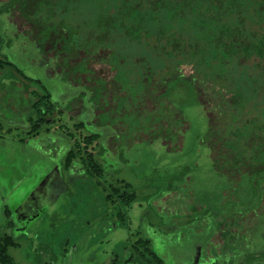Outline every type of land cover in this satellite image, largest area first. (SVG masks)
Wrapping results in <instances>:
<instances>
[{
    "label": "rangeland",
    "instance_id": "rangeland-1",
    "mask_svg": "<svg viewBox=\"0 0 264 264\" xmlns=\"http://www.w3.org/2000/svg\"><path fill=\"white\" fill-rule=\"evenodd\" d=\"M53 5L38 15L43 21L41 42L53 30L62 32L67 37H60L64 50L73 53L74 73H85L100 56L101 65L113 75L111 119L108 112L100 116L101 122L108 121L106 129L113 136L108 145L110 160L101 177L87 172L71 179L61 147L66 137L55 134L61 151L49 160L42 144L21 143L30 130L29 118L21 111L30 107V99L47 90L56 106H76L71 97L79 88L59 89L70 74L67 60L62 61L67 73L49 75L47 70L58 64V55L47 59L31 28L25 32L27 26L19 28L22 22L17 24L11 13L0 14V54L19 71L0 72V236H9L14 243L6 250L12 264H110L142 236L151 239L167 264H196L190 255L196 242L210 232L213 243L222 242V235L225 249L234 246L236 255L244 248L255 253L263 249L264 204L256 219L251 211L232 210L251 201L252 209L256 208L261 195L252 193L246 177L241 188H231L226 178L218 176L203 141L208 119L199 95L202 79L194 80L189 72L191 52L178 57L171 54L167 39H146L137 30L118 32L108 40V27L102 24L108 22V0H59ZM81 51L87 54L82 60ZM58 121L70 125L66 133L79 131L72 129L70 113ZM78 121L91 123L86 131H79L78 139L99 133L95 118L80 115ZM70 136L75 145V136ZM102 144L107 148V139ZM55 169L68 190L47 186ZM121 182L130 184L138 198L126 211L128 229L117 227L115 205L106 200L108 190ZM232 231L235 241L228 236ZM254 259L262 262L264 256L256 253Z\"/></svg>",
    "mask_w": 264,
    "mask_h": 264
},
{
    "label": "trees",
    "instance_id": "trees-1",
    "mask_svg": "<svg viewBox=\"0 0 264 264\" xmlns=\"http://www.w3.org/2000/svg\"><path fill=\"white\" fill-rule=\"evenodd\" d=\"M56 1L59 0H0V14L11 13L16 17L17 24L22 22L17 25L19 28H21L19 25L27 26L23 29L25 32L29 33L31 28L35 34L33 40L42 52H45V56L48 58L51 55H58L61 61L66 59L67 67L72 74L75 62L70 60V57L73 53L64 50L60 38L67 37L62 32L57 33L53 30L45 37L44 42L40 40V27L43 21H39L38 15L50 6L55 8L53 4ZM102 24L108 27V40L115 39V36L120 34L118 32L137 30L143 31L146 39L154 40L156 37L157 41L167 39L171 47L164 45L163 42L162 46L173 48L171 54L176 53L178 57L185 55V52H191L193 62L189 72L192 73L190 74L194 80L202 79L199 95L208 119V131L203 141L211 152L214 170L218 176L229 181L231 188L238 186L241 188L246 177L252 193L261 195L256 205L262 204L264 0H108V22L104 21ZM1 51L2 47L0 53ZM86 55L81 51L80 60ZM100 58L99 56L96 60L100 61ZM86 63L80 61V64L88 66ZM10 67L15 65L0 54V72ZM90 69H85V73L92 74ZM189 72H186L187 75L183 74L184 72L178 73L182 77H188ZM112 78L113 75L108 68V92L106 81L98 80L93 97L96 100L108 99V119H111L109 97L112 96L113 90L110 85V82H113ZM159 89L163 93L165 88L160 85ZM37 97L30 99V110L36 116V122L29 118L32 130L30 135L33 136H37L42 129L50 125L47 117L55 112L46 111L47 108L44 106L45 100L49 99L50 102L49 96ZM109 132L110 128L108 137L111 135ZM98 137L97 134H93L84 142L92 144ZM76 148L69 152L68 168L72 167V159L79 154ZM81 152L87 154L85 149ZM83 161L90 175L98 177L104 173L98 160L86 155ZM110 189L106 200L115 205L113 210L119 221L117 227L128 229L126 209L137 202V194L130 184L124 182ZM247 203L236 205L232 210L239 208L242 213L248 212L251 210L252 201L249 205ZM7 214L9 216V212ZM129 244L130 247L125 254L122 256L116 254L110 264H167L155 252L151 239L142 236ZM9 246H14L11 237L0 236V261L4 264H12L6 255ZM200 254L197 258L194 257L196 264H210L213 261L223 264L215 259L216 257L213 260H206V256ZM255 254L244 248L238 255H229L224 264H253L256 260ZM200 256L202 257L199 262Z\"/></svg>",
    "mask_w": 264,
    "mask_h": 264
},
{
    "label": "flooded vegetation",
    "instance_id": "flooded-vegetation-1",
    "mask_svg": "<svg viewBox=\"0 0 264 264\" xmlns=\"http://www.w3.org/2000/svg\"><path fill=\"white\" fill-rule=\"evenodd\" d=\"M49 58L51 59V57H48L47 59H49ZM43 63H45V62H43ZM62 63L63 62L61 61V58H58V64L54 63L55 68L54 69L53 68L48 69L47 73L49 75L54 76V77L56 75H61V74L67 73L68 69ZM98 66H99V68H98ZM60 67H64V69H62ZM88 68H91L90 71L93 72L92 73L93 75L91 73L86 74V73H74L73 72L72 74H69L66 81H64L58 87L59 89L64 88V89H68V90L71 89L74 91H77V88H79L78 94L75 95L76 97H73V96L71 97V100L73 102H76L75 103L76 106H71V107H66L65 105L56 106L52 102V95L50 92L45 90L44 93L41 94V96H49L50 97V102H49V99L44 101V106L47 108L46 111H52V110L55 111L52 116L49 115L47 117V121H50V125H48L44 129H42V131L37 136H33V135H30V133H32L31 132L32 130H31V126L29 124L30 130L27 133V138L22 139L23 141H21L22 144H28L31 141H34L37 144H42V145H40L42 148L41 151L43 150L44 157L49 160V159H54V156H56L57 154H60V151H61V149H59L57 147V143H58L57 138L58 137L55 134H60V135H63L64 137H66L67 143L64 142L63 146L61 145V147L64 148L62 151L64 153V169L67 170L68 172H71V174L69 175V177H71V179L80 177L82 173H85L86 176L88 175L85 163L83 161L86 155L89 158L91 157V158L101 162L103 169H104V165H107L108 160H110L109 159L110 155H108V153H109L108 152V145L111 144L110 140L112 139L113 136L110 135L108 137V129H106L107 128L106 125H107L108 121L101 122V119H100L101 114H103V113L105 114L106 112H108V99L102 100L99 98L98 100H96L94 98V100H92L93 97H95V89L94 88H95L96 84H94V82L104 79L106 81V87H107V92H108V77H107L108 71L106 72L105 70L107 68L103 67L101 65L100 61H98L96 59L93 62V64L91 66H89ZM9 69L16 71L17 68L10 67ZM17 71H16V73H18ZM93 77H94V79H93ZM62 80H63V78H62ZM29 81L34 82L35 80L33 81V79L32 80L30 79ZM30 91H32L34 94L33 90H30ZM30 91L25 92V95L29 96ZM31 95H32V93H31ZM76 98H79L80 100H75ZM30 109L31 108L29 107V108L22 110L21 114L22 115L25 114L26 116H28V118H33L34 119L33 121L36 122V119H35L36 116H34L32 114V112H31L32 110H30ZM64 113H66V114L70 113L72 115V121L74 122V124L72 125V129H78L79 131H86L88 126H91L90 122L89 123L87 122L85 124L84 122L78 121V119L80 118V115L81 116L87 115V117L95 118V121L97 122V124L96 125L94 124V126L97 130H99V133L90 132V133H87V137H84V138L80 137V139H78V137H77L80 134L79 131L74 132L71 130V131H68L66 133L65 127H67L69 130L71 128V127H69L70 125L69 126L62 125L58 121V117L62 116ZM34 123H31L32 126L34 125ZM109 125L110 124H108V126ZM88 130H90V129H88ZM70 134H73V136H75V142H76L75 145L74 144L71 145L70 139L72 137L70 136ZM93 134H97L99 136L96 139V141H93L92 144H85L84 140H87V138H90ZM44 136H47V137H44ZM54 136H56L57 138ZM43 138H46V140L43 141L42 140ZM104 139H107V148H104V146L102 144ZM75 148L77 149L79 154L75 155V157L72 159V163H73L72 167L68 168L67 167V157L69 155V152ZM84 149L87 151L86 155H84V153L81 152V151H84ZM101 176H98V177H101ZM47 183H48L47 186L54 184L56 186L57 190H59V191H61V190L65 191L66 189L68 190V187L66 185V182L64 180L63 175L61 176V173L58 172L57 169H55L54 172L51 173ZM42 190L44 191L45 188H42ZM135 203H133V204H135ZM263 204H264V202L262 204H257L256 208H254V209H252V207H251L250 211L253 210L252 214L254 217L260 216V214H258L257 212L259 211L258 210L259 208L260 209L262 208ZM126 211H127V209H126ZM7 216H8V214H7ZM143 216H144V214H143ZM202 224H203V222L201 223V225ZM222 228H224V223H222L221 228L218 229L219 230V233H217L218 236L221 235L220 231L222 230ZM200 232H198V233H200ZM234 232L232 231L231 235H229V237H230L229 239L235 241V240H237V238L234 239V237H235ZM203 235H205V234H203ZM211 235L212 234L207 233L203 239H200L198 242H196L195 249H194V255L193 254H192V256L190 255V258H192L194 260L201 253L200 255H202V256H204V254H205V256L207 258L206 260H209V259L213 260L216 257L215 259H217L218 261L220 260V262H223V264H224V262L229 259V257H228L229 255H231V254L236 255L234 253V251H235L234 246H231V247L225 249L224 245L226 243V240L222 235H221V237H222L223 241L219 242V243L217 242L216 244L212 242ZM122 245H125V244H122ZM250 251L253 253L252 250H250ZM256 253H262L264 256V248L259 250V251H256ZM202 256L199 257V262L201 261ZM178 264H182V263H178ZM210 264H218V263L214 261L213 263H210ZM253 264H264V259L262 260V262H260L259 260H255V262H253Z\"/></svg>",
    "mask_w": 264,
    "mask_h": 264
}]
</instances>
